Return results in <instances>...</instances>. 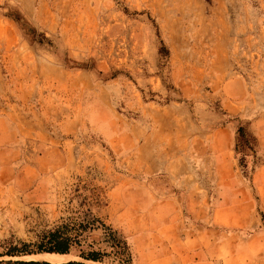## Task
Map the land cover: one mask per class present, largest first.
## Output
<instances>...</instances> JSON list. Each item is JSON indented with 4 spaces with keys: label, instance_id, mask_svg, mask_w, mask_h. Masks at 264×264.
<instances>
[{
    "label": "rangeland",
    "instance_id": "374dc122",
    "mask_svg": "<svg viewBox=\"0 0 264 264\" xmlns=\"http://www.w3.org/2000/svg\"><path fill=\"white\" fill-rule=\"evenodd\" d=\"M224 58L247 116L214 93ZM261 114L264 0H0V264L43 263L6 253L60 226L73 238L62 264L88 252L94 264H264ZM226 125L232 171L208 148ZM169 181L172 214L133 248L147 227L132 213L139 183L158 194Z\"/></svg>",
    "mask_w": 264,
    "mask_h": 264
},
{
    "label": "crops",
    "instance_id": "0c3cea01",
    "mask_svg": "<svg viewBox=\"0 0 264 264\" xmlns=\"http://www.w3.org/2000/svg\"><path fill=\"white\" fill-rule=\"evenodd\" d=\"M225 60V62H224ZM222 68L216 69L217 75L213 80L214 85V93L219 94L221 97L219 99V104L222 110L228 115H243L246 116L250 113V107L247 99V95L245 93L243 81L239 78H232L226 79L225 72H227V61L224 58ZM251 127L253 133L256 137L257 146L259 149V154L262 156L261 163L257 166V168L253 172L252 182L256 186L257 191L262 194V199H264V114H261L254 118L251 122ZM232 127L229 126H222L212 131L209 135V151L216 157L215 166H222L229 168L231 171L233 170V163L230 157L229 148L232 142ZM258 154V155H259ZM225 155V157L223 156ZM217 156L221 157L218 158ZM224 157V158H223ZM230 178V177H226ZM234 177H232L233 179ZM25 180L24 175H20L16 179V189L17 192H22L23 189V181ZM27 184L30 185H37L39 183L36 180V177H29ZM196 181H193L195 183ZM39 184H43L42 182ZM169 188L165 192H158L155 193L153 189L145 183H139L138 185V200L139 204L137 205L140 210L136 212H132L135 214H140L145 217L146 219V230L145 233L141 230H137L133 237L130 238V243L132 247L136 248L139 243L138 241H142V239H147L156 235L155 226H153V216L157 214H165L169 215L172 214L174 208V191L175 186L172 181H169ZM241 197H244V193H240ZM221 196V195H220ZM233 193L227 191V197L224 198H232ZM172 206V212L167 211V207ZM195 207V206H194ZM149 222V225H148ZM255 236V235H254ZM159 239V238H158ZM157 239V240H158ZM163 240V239H162ZM174 240H177L174 238ZM253 240V239H251ZM250 241V240H249ZM165 245V244H163ZM139 256V254H138ZM142 256V255H140ZM172 258L175 259V255H172Z\"/></svg>",
    "mask_w": 264,
    "mask_h": 264
},
{
    "label": "trees",
    "instance_id": "16d2710c",
    "mask_svg": "<svg viewBox=\"0 0 264 264\" xmlns=\"http://www.w3.org/2000/svg\"><path fill=\"white\" fill-rule=\"evenodd\" d=\"M66 226L56 227L54 229L43 231L37 236L36 241L33 244L21 243V247L18 249L9 250L6 253L8 256H29V255H40V254H59L67 255L70 252V248L73 243V238L69 237L66 233ZM104 233L114 241L113 248L127 252V245L124 241L116 238L115 232L110 228L104 227ZM83 261H70L65 264H94L101 263L102 259L98 252L81 253L79 256ZM129 262V255L125 258V263ZM64 263V262H63ZM17 264H49L46 262H17ZM62 264V262L60 263Z\"/></svg>",
    "mask_w": 264,
    "mask_h": 264
},
{
    "label": "bare ground",
    "instance_id": "6f19581e",
    "mask_svg": "<svg viewBox=\"0 0 264 264\" xmlns=\"http://www.w3.org/2000/svg\"><path fill=\"white\" fill-rule=\"evenodd\" d=\"M65 257L66 255H59V254H40L37 256V260L48 262L50 264H55L64 260Z\"/></svg>",
    "mask_w": 264,
    "mask_h": 264
}]
</instances>
